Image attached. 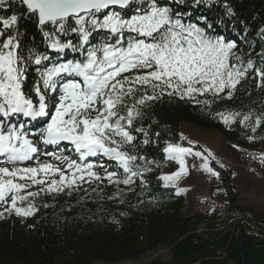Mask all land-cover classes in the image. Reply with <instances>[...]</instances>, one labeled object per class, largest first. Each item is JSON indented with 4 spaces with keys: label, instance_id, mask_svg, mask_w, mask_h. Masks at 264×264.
<instances>
[{
    "label": "snow or ice",
    "instance_id": "snow-or-ice-1",
    "mask_svg": "<svg viewBox=\"0 0 264 264\" xmlns=\"http://www.w3.org/2000/svg\"><path fill=\"white\" fill-rule=\"evenodd\" d=\"M189 3L196 10L219 6L227 20L194 18L179 8ZM0 13V206L6 205L0 218L32 216L41 194L71 195L83 184L128 186L138 178L146 185L149 166L159 165L139 149L157 143L160 133L151 139L136 121L151 103L165 97L208 107L233 101L250 74L264 90V27L257 32L258 53L251 44L249 51L243 47L247 28L240 40L223 34L221 22L244 23L231 0H0ZM24 20L36 29L39 44L26 43ZM30 68L36 77L29 84ZM215 116L251 133L249 142L264 141V110ZM136 134L143 136L139 143ZM164 143V158L179 164L157 177L164 188L175 187L186 173L189 155L219 178L207 149ZM97 156L115 162L113 170L89 160ZM259 158L264 163V153Z\"/></svg>",
    "mask_w": 264,
    "mask_h": 264
},
{
    "label": "trees",
    "instance_id": "trees-1",
    "mask_svg": "<svg viewBox=\"0 0 264 264\" xmlns=\"http://www.w3.org/2000/svg\"><path fill=\"white\" fill-rule=\"evenodd\" d=\"M231 3L238 20L244 23L228 21L226 27L221 22V32L240 40L245 35L241 29L247 28L245 51H249L251 44L254 52H260L257 32L264 27V0ZM179 8L190 11L194 18L205 14L227 20L219 6L196 10L189 3ZM20 31L27 32L28 45L40 43L41 37L30 21H22ZM252 58L259 66V58ZM35 77L34 68H30L28 83ZM249 109L257 115L264 110V90L255 87L252 74L238 86L233 101H216L208 107L165 97L151 103L143 109V118L136 121L137 127L149 129L151 139H156V132L160 133L157 143L139 149L141 155L159 165L149 166L152 171L145 173L146 185L138 178L128 186L117 187L107 181L83 184L71 195L67 190L41 194L34 201L38 211L32 216L4 213L0 218V264H114L136 260L160 246L169 249V260H152L148 264H264V211L256 212L237 203L230 169L210 161L220 175L214 176L216 182L209 185L207 195L211 199L226 197L227 204L204 212L183 214V195L175 187L164 188L157 179L162 170L171 172L175 167L174 161L164 158L163 148L165 141H180L181 122L215 130L244 150L263 148L264 141L249 142L246 134L251 133L238 125L228 128L215 116L217 111ZM261 134L258 130L255 135ZM136 135L139 143L143 136ZM196 148L202 151L199 146ZM103 159L101 156L100 160ZM114 194L115 198L109 199ZM45 204L48 206L44 207ZM4 207L0 206V212Z\"/></svg>",
    "mask_w": 264,
    "mask_h": 264
},
{
    "label": "rangeland",
    "instance_id": "rangeland-1",
    "mask_svg": "<svg viewBox=\"0 0 264 264\" xmlns=\"http://www.w3.org/2000/svg\"><path fill=\"white\" fill-rule=\"evenodd\" d=\"M179 128L183 136L199 140L202 146L212 153L214 162H223L221 164L230 169V182L235 186L234 193L239 205L250 207L257 212L264 211V179H260L264 177V163L259 158L260 154L264 153V147L256 150H244L229 142L217 131L195 126L188 122H181ZM193 151L199 150L193 148ZM94 158L98 159L97 164L106 165L108 161L105 157L100 160L101 156ZM41 159L46 158L42 157ZM185 162L186 173L176 180L175 186L185 199L183 213L188 214L195 210H210L215 206L224 205L227 202L226 197L210 200L206 195L207 186L210 182L212 184L214 179L213 177L210 179L211 174L201 168L202 159L189 155L185 157ZM174 164H176L174 171H177L179 164L175 161ZM98 170L102 171L103 174L102 168ZM167 173L169 171L162 170L160 175ZM152 260H169L168 248L160 246L135 261H121L114 264H148ZM94 264L106 263L98 262Z\"/></svg>",
    "mask_w": 264,
    "mask_h": 264
}]
</instances>
